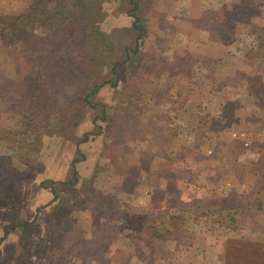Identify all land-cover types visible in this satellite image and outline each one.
Listing matches in <instances>:
<instances>
[{
  "label": "rangeland",
  "instance_id": "374dc122",
  "mask_svg": "<svg viewBox=\"0 0 264 264\" xmlns=\"http://www.w3.org/2000/svg\"><path fill=\"white\" fill-rule=\"evenodd\" d=\"M36 1L0 0V15L25 13ZM229 1L220 12L201 14L200 8H175V0H144L135 12L143 25L139 35L131 5L98 0L101 16L94 24L103 36L93 52L95 80L117 85L99 88L95 108H60V131L52 134L48 116H24L33 99L19 88L17 66L7 56L14 47L0 48V162L14 178L7 186L12 198L0 201V264H18L23 255L48 264L53 194L41 183L71 179L74 159L81 160L77 193L60 190L69 203L59 214H70L81 247L58 252L56 264H226L229 252L252 264L241 254L253 241L256 247L261 241L264 252V232L250 233L258 211L250 171L258 154L250 149L264 139L261 125L242 124L237 114L251 94L238 91V77L221 75L229 71L222 63L210 65L212 75L204 70L207 52L220 53L203 45L208 34L229 40L238 24L249 29L264 15L255 0ZM48 6L52 13L60 9ZM35 32L44 44L36 24ZM61 90L84 98L74 86ZM16 219L41 225L26 250L21 229L5 236L3 227H14ZM260 219L264 224L262 212Z\"/></svg>",
  "mask_w": 264,
  "mask_h": 264
},
{
  "label": "trees",
  "instance_id": "16d2710c",
  "mask_svg": "<svg viewBox=\"0 0 264 264\" xmlns=\"http://www.w3.org/2000/svg\"><path fill=\"white\" fill-rule=\"evenodd\" d=\"M124 1L133 8L129 11V15L135 19L134 28L140 35L143 25L135 12L140 8V3L145 2L144 0ZM50 4L58 5L60 9L52 13L50 10L52 8L48 6ZM30 8L27 12L18 15H0V48L14 47V50L10 49L14 53L7 52V56L12 57L11 59L17 66V76L21 82L19 88L33 99V107L29 104L24 106V116L30 113L33 114L32 116L45 115L46 118L48 116V125L52 134L56 131L53 128L60 131L57 128L61 121L58 114L60 108L72 106L74 108L76 106L77 108L86 106L95 108L97 104L93 103L92 96L98 94L99 88L105 84L109 83L115 87L117 80H109L103 84L95 80L96 61L93 52L98 48L100 38L103 36L94 24L96 17L101 16V6L98 8V0H84L78 3L67 0H37ZM78 8H82L81 12L77 11ZM59 17L62 20H59ZM35 24L46 35L44 44L40 43L39 36L35 32ZM58 34L60 37L55 39ZM18 45L21 50L15 52V46ZM126 50L132 51L131 48H126ZM114 65L113 70L116 71V68L123 64ZM70 86L77 88L76 94L81 91L84 95L83 100L78 96L62 92L61 89ZM62 121L65 123L64 120ZM62 127L64 129L65 125ZM80 161V159L72 161L71 179L65 181L48 179L41 183L43 188L50 189L53 194V199L49 203L53 207L47 218L50 235L48 264L57 263L55 259L58 252L75 251L77 253L80 251L81 238L78 229L73 224V219L68 212L65 215L59 214L60 209L69 203L60 196V190L70 191L72 195L77 193L76 185L80 177L76 164ZM3 164L4 162H0V201L5 197L12 198L13 187L9 189L7 186L11 180H14L13 176L3 168ZM11 172L14 173V170ZM106 203L113 207L111 202ZM16 220L14 227L9 225L3 227L5 236L15 231L16 228L21 229L20 243L26 250V247L32 243L31 237L41 231V225L36 221ZM231 247L232 244L230 249ZM23 257L25 259H19L18 264H34L30 257L25 255ZM226 264L247 263L233 258L229 252Z\"/></svg>",
  "mask_w": 264,
  "mask_h": 264
},
{
  "label": "crops",
  "instance_id": "0c3cea01",
  "mask_svg": "<svg viewBox=\"0 0 264 264\" xmlns=\"http://www.w3.org/2000/svg\"><path fill=\"white\" fill-rule=\"evenodd\" d=\"M175 2V8H200L199 13L201 12V14L206 13L208 10L220 12L224 6L230 3L229 0H200V3H196V0H175ZM259 2L260 0L254 1V3H257L256 8H264V0H262L263 3ZM248 25L249 29H245L246 26L238 24L229 40L222 37L212 39L210 34L207 35V40L202 42L203 45L205 44L210 48L212 46V49L219 48L220 53L207 52L205 60L209 63H206L204 70L206 74L212 75L214 70L210 65L212 64L216 68L219 63H222V66H225L224 69H229V71L226 72V70H223L224 72L221 75L238 77V91L251 95L245 97V100L240 102L237 114L242 124L256 123L261 125L259 136L264 139V96L261 95L264 92V15L259 21L250 22ZM192 43L198 44L195 40ZM253 83L254 89L252 88ZM223 88L226 89L227 95H229L230 89L228 86L225 85L221 89ZM259 90L262 92L260 93ZM257 148L259 149H250L252 155L258 154L250 170L255 177L252 193L254 198L251 201L253 199L255 200L257 204L256 209H258L254 213L255 226L250 233L254 237H261L264 232V224L260 223L262 222L260 219L261 212L264 213V164L262 161L264 157V143L263 145L257 146ZM209 172L215 173L216 170L213 169ZM238 184L243 185L244 181L239 180ZM43 193H45L47 200L52 199L50 192ZM248 200L249 202H247L246 208L247 205L248 207L251 205L249 198ZM2 204L0 203V208ZM250 208L249 210H251ZM259 242L257 243L259 247H256L255 241L252 242L253 247L251 245L242 247L243 254H241V258L252 264H264V252L262 251V246H260L261 241Z\"/></svg>",
  "mask_w": 264,
  "mask_h": 264
}]
</instances>
